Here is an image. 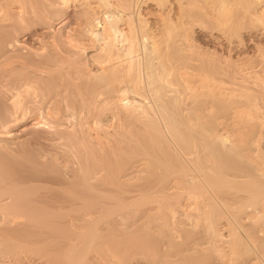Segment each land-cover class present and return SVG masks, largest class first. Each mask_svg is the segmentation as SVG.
Wrapping results in <instances>:
<instances>
[{
    "label": "rangeland",
    "instance_id": "374dc122",
    "mask_svg": "<svg viewBox=\"0 0 264 264\" xmlns=\"http://www.w3.org/2000/svg\"><path fill=\"white\" fill-rule=\"evenodd\" d=\"M109 1L120 13V1ZM65 3L62 9L51 10L56 21L42 37L23 39L28 29L21 28L24 22L14 16L16 28L5 30L18 38L10 52L17 58L7 62L15 66L12 75L32 70L37 78L19 93L18 114L11 106V92L2 86L6 76L0 77V264H264V0H127L128 11L136 12L144 28L164 23L172 27L167 42L157 49L159 62L174 73L166 84L174 91L167 96L174 100L173 116L183 121L174 130L167 128L154 107V95L135 92L146 83L138 63L131 68L135 75L130 78L136 83L132 90L118 91L112 81L95 78L103 66L125 61L120 52L101 49L106 38L101 30L105 8L96 0ZM17 7L13 1L7 10L17 14ZM186 12L200 18L191 22L182 17L185 23H180L177 15ZM118 24L125 35L130 34L124 20ZM177 30L186 32L181 44L175 40ZM205 32L222 39L231 34L236 51L219 49L214 42L204 45ZM139 52L130 59L142 56ZM226 55L244 65L250 89L237 96L197 88L203 77L200 60L215 56L227 62ZM54 73L57 85L45 91L40 85ZM55 93L61 94L65 114L58 128L45 112ZM134 101L152 110L140 107L141 114L136 111L131 116L124 108ZM207 104L211 107L204 109ZM149 120L152 124L146 123ZM25 124L32 126L23 129ZM220 142L235 145L236 152L221 171L248 173L257 181L261 175L262 195H251L253 201L245 195L243 200L238 196L245 188L233 184L229 190L234 193L227 195L239 200L222 207L210 192L212 187H206L215 182L217 171L208 170L203 176L195 165L210 166L214 159L209 149L219 153ZM182 167L196 177L199 187L204 186L200 191H209L204 193L207 197L188 194L189 185L179 179L186 173ZM62 197L66 202L72 199V204L49 206ZM156 200L172 205L161 206ZM44 201L50 204L44 207ZM8 202L26 207L12 206L13 210Z\"/></svg>",
    "mask_w": 264,
    "mask_h": 264
},
{
    "label": "bare ground",
    "instance_id": "6f19581e",
    "mask_svg": "<svg viewBox=\"0 0 264 264\" xmlns=\"http://www.w3.org/2000/svg\"><path fill=\"white\" fill-rule=\"evenodd\" d=\"M13 1H16L17 6H18L17 7L18 11H16L17 14L11 13V12H9L7 10L8 6ZM96 1H97V3L100 6H103V8H105L106 14H107L106 16L103 17V19H102L103 21H102V24H101V30H103V33H105L104 35L106 37L103 40L104 46L101 49L104 51V53H110L111 51L120 52L119 53L120 55L125 56L124 59H123L125 61H123V63L121 65L119 64V66L118 65H114V64L113 65H110V66H105V67L103 66L102 68H100V70L98 71V73L95 74L96 75L95 78L96 79H101V80L104 79V78H106L105 79L106 81L107 80L112 81L111 83L114 84V87L117 86L119 88L118 91H121L122 90V91L126 92L129 89L132 90V89L135 88L133 84H136V83H134V80L132 78H130V77H132V76H130V74L132 72L131 68H135L133 66H136V65H132L134 62L135 63H138L140 66H142V71L143 72L141 71V73H143L142 76H145L146 83H145V86L143 87V90L142 91L139 90V89H142V87L139 88L137 86L139 89L136 88V91L135 92H137V95H141V94L154 95V98L152 99V100H154V102H153L154 103V107L157 109V111L162 116V120H165V123H166L165 125L166 126L168 125L167 128L170 127V129L172 128L171 130H174L175 124H178V122H183L181 119H179L178 116H173L172 110H173V105H174V102L173 101L174 100H172V98H169L170 96H167L168 93L170 95L172 93V91H174L172 89L170 90L168 88L169 86L167 87V85H169L167 83L170 82V79L168 78V76H172L174 73H173V69L170 66L166 67L164 64H161L159 62V60H160V53H159V51L157 49L158 48V45L162 41L164 43L167 42V38L169 37L170 32L172 31V27H170V26L168 27L164 23L162 25L160 24L159 27H157V26H148L147 28H144L143 27V24L141 23V20L139 19V17L136 16V12H135V15H134V14H131L132 13L131 11H128L129 10V4L127 3V0H119L120 1V7H121L119 9V11H120V13H122L123 16H125L124 19L121 18V14L118 13V11H114L112 9V6H111L112 4L110 3L109 0H96ZM65 2H66V0H0V74H1L0 77L6 76L5 77V81L2 83L3 84L2 86H5L11 92V95H10L12 97V105L11 106H13L12 108H15L13 110V112H17L19 114V112L17 111L16 108H18V110H19L20 109L19 106H21V105H19V101H18V98L17 97H19V95H20L19 93H22L26 89H28V88H26L27 85H28V83L31 82V81H34L37 78L36 77L37 75L32 70H28L24 74L20 73L18 75H12V72H13L15 66L12 65V64H9L7 62H10L11 59L17 58L16 55H12L10 52L13 50V47L15 45H17L18 38L16 36H13V35L12 36L11 35L8 36V34L6 35L5 30L8 27H15V22H13L14 20L11 19L14 16L16 19H18V21L21 20L22 22H24V23H20L19 26L21 28L25 27L26 29H28V30H26L23 33L22 37L25 36L23 39H25L27 37H32V39L33 38L35 39L36 37L38 38L40 36L42 37L43 36V33H46L48 31V29H50L52 27V23H53L52 21L56 19L55 17H53V15L51 13V10L54 9V10H57L58 11V10L62 9L64 7V5H66ZM82 2H85V0H82ZM117 4H119V3H117ZM132 4H133V1H132ZM115 7H117V6H115ZM81 11H80V13H81L80 16L85 12V10L82 9ZM182 17H186V18L189 17V21L193 22V21H196L197 19H199L200 18V15H198L196 13H188V12H186V13L178 14L177 17H176V19L177 18L180 19L179 20L180 23H185L184 20H182ZM122 20H124L126 22L127 26H128V30H129V33H130V34H128L129 36L128 35H125L122 32V30L119 28V24L118 23L120 21H122ZM90 22L93 23L92 21H90ZM91 23H88V24H91ZM88 24H87V26H89ZM85 27H84V30H85ZM181 28H183V27H181ZM177 31H180V30H177ZM190 32L194 33L191 29H190L189 33ZM60 33H61V31H60ZM185 34H186L185 31H180L178 33H175V35L177 36V39H175V40H177L178 43H180V44H181V42L182 43L185 42L186 40L183 41L184 40L183 37L185 38ZM194 34H196V33H194ZM108 36H110L111 39H107ZM60 37H62V35H60ZM63 37H64V35H63ZM232 37H231V34H229L228 36H226L224 38L225 39L224 40V39L220 38L217 34H213L211 32H207V33L205 32L202 35V39L203 40H201V41H204V45H206L208 42H210V43L211 42H214V44H217L218 47H220L219 49H225L226 51H228L230 53L231 51H236L234 49L237 47V43H236L237 41H233ZM199 38H201V37H199ZM44 46H46V45H44ZM212 47H214L213 44H212ZM49 49H51V48H49ZM55 49H56V47H55ZM135 51H140L139 53L142 56L139 57L138 55H136V56H138V58H135V60L132 61L130 59L131 56H132L131 54H134ZM202 54L203 53H201L199 55H202ZM205 54L211 55V54H208V51L204 52L203 55H205ZM212 54H213V52H212ZM207 55H206V57H207ZM226 56H228V55H226ZM229 56H228V58H226L227 59V62L221 61L222 59L219 60L218 57L214 58L215 56H213L211 58L203 59L202 61L200 59H197V60H200V63H199V66L198 67H200L199 69H200V71L202 70V73H203V77L198 81L197 88L205 89L207 91H214L215 89H217L219 93L221 92V90H226L227 92H229V94L237 95V96L238 95L240 96V94L243 92V90L250 89L249 88V85L245 83L246 82V79L243 76V72L242 71L244 70V68H243L244 65L243 66H240V64L239 65L238 64H235L236 62H232L233 60H231ZM23 58H24V56H23ZM59 59L60 58H58L57 60H59ZM3 63H5V66L4 65H1ZM34 63H35V61H34ZM211 63L213 65H211ZM232 63L235 64V65H233ZM6 64H8L7 65L8 68H6ZM38 65L39 64H37V66ZM1 66H3V67H1ZM171 69H172V71H171ZM225 73L227 74V77L226 78L221 76L222 74H225ZM55 74L56 73L49 75L47 77L48 78V82H45V83H43V84L40 85L42 89H45V91H48L47 90L48 88L55 87L57 85V82L56 81H53L54 78H55V76H56ZM85 74H87V73H85ZM131 75H135V74L132 73ZM136 76H134L133 78H136ZM135 81H137V80H135ZM236 90H240V91L237 94H234V92ZM124 92H122V93H124ZM148 95H147V97H148ZM165 96H167L168 98H166ZM123 98L126 99V96H124ZM128 101H126V102H128ZM130 102H133V101H129V104H130ZM136 102L139 103V101H134V103H132V105H129L128 104L130 107L128 106L127 109L124 108L127 111L129 110L128 113H130L131 116H134L132 114H136V111L138 112V114H141L138 111V109L140 107H142V108H143V106H145V108L148 107L147 104L141 106V103L137 104ZM51 104L52 105H49L47 107V109H46L45 112H46V114H47V116L49 118V121L52 122V123H54L55 126L54 125L53 126L58 128L59 126H61L63 124L62 123V120H63V117L65 115L63 113L64 105H62L63 102H62L61 94H59V93L56 94L55 93V95L53 96V103H51ZM150 105H153V104H150ZM209 107H211V104H207V105H204L203 106L204 109H207ZM130 109L133 112H130ZM144 110L145 111H149V110H146V109H144ZM151 110L152 109H150V111ZM13 112H10V113L13 114ZM20 112H21V110H20ZM142 113H143V110H142ZM145 114H147V113H145ZM142 115L140 117H142ZM128 116H129V114H128ZM145 117L148 118V115H145ZM12 119L13 118L10 117V120H12ZM136 119H140V118H136ZM141 119H143V118H141ZM150 119L153 120V118H151V117H150ZM10 120L9 121H6V122H10ZM151 120L147 121L146 123L152 124L153 121H151ZM31 126H32L31 124L30 125H26L25 124L23 126V129L29 128ZM171 126H173V127H171ZM59 131H58V133H60L62 135V132H59ZM169 132H171V131L169 130ZM171 133H175V131L174 132H171ZM226 143L227 142L217 143L218 145L219 144L222 145V146H220L221 148H219V153L220 152L222 153L225 150V152H226V153L224 152L225 154H221V153L219 154V153H217L218 151H215L214 152V150L211 151L209 149L210 155L215 160V161L214 160H211V157L209 158L212 161V162H209L210 160L208 161L210 163V166L207 165L208 163H204L202 166H196L195 165V167H199V169H200L201 173L203 174V176L205 174H207V171L208 170H210V171L212 170L213 172L215 170L217 171L216 174L214 175L216 177L213 176V178L215 179V182H213L212 184L210 182L209 185H207L205 183L204 184L200 183V185L201 184L202 185H207L206 187L211 186L212 187V190H210V192L214 191V193H213L214 196H216L218 198V201L222 203L221 205H224L222 207H225V206L227 207L228 205L234 204L236 201L239 200V198H237V196L234 197L232 195H230V196L227 195V192L228 193H234V192H230V190H229L230 188H232L231 186H233V184H234V187H235V185L236 186L238 185V187H244L245 188L244 189V192H243L244 195L242 196V195L239 194L240 196H238V197H243V200H245L244 196L247 195L248 198H250L251 201H253L252 198H253L254 195H258V194H261L262 193L261 187H263L261 185V183L258 184V181H259V178L261 177V175L259 176L258 181H257L256 178L252 177L253 175L248 174V173L236 174V173H233V172L232 173H229V172H222L221 171L222 170L221 168L223 167L222 165H224V163H226V161H228V160L230 161V159H232V156H234L235 153H236V152H233V150H235V145H232L230 143L229 144H226ZM207 148H209V147H207ZM220 149H224V150H220ZM205 150L208 151V149H205ZM209 153H207V152L206 153L205 152L203 153L202 152V154H206V157H207V154H209ZM229 161L227 162L228 164H229ZM189 162H190V160H189ZM214 162L216 164H214ZM191 166L193 167L192 164H191ZM182 169H184V167H182ZM186 170L184 169V171H186ZM256 170H258V169H256ZM92 173H94V172H92ZM187 173H189V172L188 171H186V173L183 172V173H181V176L180 175H178V176H180L179 179L181 178L182 182H185L186 184L189 185V186L186 185L187 186V190H188V194H190V196L195 197L196 194H198V196H200V193H202L201 196L203 198L204 197H207L205 195L206 194L209 195L210 193H207L209 191H205L206 188L204 189V192L200 191V187L202 188L204 186H200L199 187V185L195 181L197 179L194 180V178H196V177H193L194 176L193 174H190V173L187 174ZM191 173H192V171H191ZM90 176H91V174H90ZM203 176H200L199 178H201ZM262 177H263V174H262ZM202 179L203 178H201V180ZM181 180H179V182ZM201 180H199V181H201ZM182 182H180V183H182ZM177 185H179V184H177ZM259 185H261V186H259ZM201 190H203V189H201ZM205 192H206V194H204ZM251 195H253V196H251ZM9 197H10V195H9ZM11 197H14V196H11ZM14 198H17V197H14ZM163 198H164L163 196H160V198L158 197L157 199L159 200V199H163ZM210 198H213V197L210 196ZM210 198H205V199L207 201H209ZM61 199H63V200H60V199L59 200H56L55 199V201L53 202L54 204L49 205V206H52V207H60V206L69 205V204L71 205L72 204V203H70V201H72V199H70V201L68 200L69 201V202L67 201L68 203L66 202L67 199H64L63 197ZM259 199H261V198H259ZM14 200H16V199H14ZM14 200L11 201V202L17 203ZM211 200H213V199H211ZM79 201H80V199H79ZM160 201L162 202L163 200H160ZM45 202L46 201H44V204L45 205L43 203H41V204L44 205V207L48 203V202H46V203ZM80 202H83V201H80ZM159 202H158V204H160ZM259 202L261 203L262 200L259 201ZM4 203H6V202H4ZM164 203L166 205H168V204L169 205H172V204H170L171 201L170 202L168 201L166 203V201L164 200ZM173 203H175V202L173 201ZM8 204H9V202H8ZM10 204H11V207L12 206L13 207H17V208H14V209H20V208L26 207L25 204H24L23 207L20 206L21 204L19 205V207L18 206H14L13 203H10ZM48 204H50V203H48ZM81 204H84V203H81ZM163 204H160V205L161 206H164ZM206 205H208V204L206 203L205 206ZM261 205H262V203H261ZM5 206H3L4 210L8 209V208H5ZM8 207L10 208V206H8ZM13 207H12V209H13ZM157 207H159V206H157ZM169 207L171 208V206H169ZM46 208L48 209V207H46ZM171 209H169L170 210V214L169 215H171V212L174 213L173 210H171ZM31 210H30V213H33V212H31ZM40 210H42V209H40ZM174 210H175V208H174ZM251 210H253L255 212V215H256V213L258 215V212H256L257 210L255 208L254 209H251ZM21 211L23 212V210H21ZM24 211H26V210L24 209ZM36 211H37V209H35L34 212L36 213ZM6 212H8V211H6ZM44 212H46V211H44ZM8 213H10V211ZM30 213H28V214H30ZM35 213H34V215H35ZM38 213L41 215V213H43V212H41V213L38 212ZM47 213H50V212H48V210H47ZM31 215H33V214H31ZM42 218H44V217H42ZM38 220H39V218H38Z\"/></svg>",
    "mask_w": 264,
    "mask_h": 264
}]
</instances>
